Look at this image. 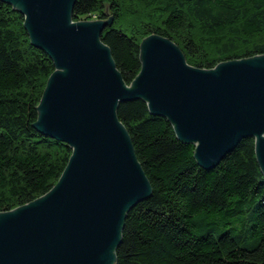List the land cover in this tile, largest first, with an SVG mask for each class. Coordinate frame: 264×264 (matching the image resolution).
<instances>
[{"label":"trees","instance_id":"trees-1","mask_svg":"<svg viewBox=\"0 0 264 264\" xmlns=\"http://www.w3.org/2000/svg\"><path fill=\"white\" fill-rule=\"evenodd\" d=\"M73 20H112L101 39L128 85L151 35L172 40L201 69L264 55V0H76ZM54 71L25 16L0 0V212L47 194L72 155L36 127ZM117 114L152 193L128 212L116 264H264V174L255 139L241 140L207 170L196 146L147 102L123 103Z\"/></svg>","mask_w":264,"mask_h":264},{"label":"water","instance_id":"water-1","mask_svg":"<svg viewBox=\"0 0 264 264\" xmlns=\"http://www.w3.org/2000/svg\"><path fill=\"white\" fill-rule=\"evenodd\" d=\"M2 1L25 16L32 43L55 65L36 127L73 152L47 194L0 212V264L117 263L127 214L152 193L117 114L123 103L147 102L207 170L254 138L264 174V55L201 69L172 40L151 35L128 85L101 39L112 20L74 22L76 0Z\"/></svg>","mask_w":264,"mask_h":264}]
</instances>
